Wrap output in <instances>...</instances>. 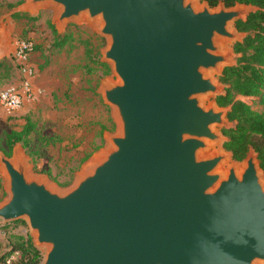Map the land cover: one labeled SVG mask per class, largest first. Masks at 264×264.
<instances>
[{
  "label": "water",
  "instance_id": "1",
  "mask_svg": "<svg viewBox=\"0 0 264 264\" xmlns=\"http://www.w3.org/2000/svg\"><path fill=\"white\" fill-rule=\"evenodd\" d=\"M97 25L101 62L115 76L97 93L115 131L67 186L34 172L17 142L0 150L2 224L22 220L38 264H264V170L250 146L221 147L233 127L216 98L235 22L258 10L206 0H25ZM225 44V46H224Z\"/></svg>",
  "mask_w": 264,
  "mask_h": 264
},
{
  "label": "rangeland",
  "instance_id": "2",
  "mask_svg": "<svg viewBox=\"0 0 264 264\" xmlns=\"http://www.w3.org/2000/svg\"><path fill=\"white\" fill-rule=\"evenodd\" d=\"M24 1L0 0V45L7 37L18 39L27 36L35 41L32 57L36 66L35 94L33 99H24L14 111L0 104V140L5 132L21 130L29 121L33 126L29 146L24 148L18 143L30 168L47 174L52 181L64 187L85 161L105 145L104 132L115 131L111 109L97 93L102 80L115 76L109 65L101 62V51L106 41L96 33L97 25L69 22L63 31L58 32L51 6L32 14L22 11ZM13 13L25 16L17 18ZM54 31L58 35H69L64 47L55 46ZM3 58H9L10 64L6 62L0 67V90L16 86L19 80L11 55L0 59ZM96 60L105 66L95 64ZM240 98L252 101L250 97ZM253 108L260 110L261 106ZM4 181L0 173L2 189ZM4 196L3 189L0 200ZM10 234L29 236L26 223L22 220L6 224L0 222V251L5 248Z\"/></svg>",
  "mask_w": 264,
  "mask_h": 264
},
{
  "label": "trees",
  "instance_id": "3",
  "mask_svg": "<svg viewBox=\"0 0 264 264\" xmlns=\"http://www.w3.org/2000/svg\"><path fill=\"white\" fill-rule=\"evenodd\" d=\"M206 1L212 6L222 1L226 6L239 2L258 7L256 12L235 22L236 29L247 34L242 42H236L233 45L236 65L223 70L220 80L224 88L217 96L216 102L220 106H230L228 118L234 123L232 128L222 130L228 137V141L223 144L224 148L232 153L234 159L241 160L245 157L248 148L252 146L258 153L260 166L264 170V0ZM13 15L17 18L25 16L23 13H13ZM54 36L57 48L64 47L69 41V35H58L54 31ZM35 49L34 41L33 53ZM11 61L18 71L13 55H11ZM6 62L10 64V59H0V67ZM95 64L105 66L98 60ZM240 97H250L252 101L250 103ZM255 105L261 106V109L253 108ZM32 131L33 126L28 121L21 130L5 132L2 141L0 140V149L9 155L17 142L27 148ZM64 184H68L67 181H64ZM0 192L3 194L1 185ZM14 251L20 253L15 264H38L41 259L39 251L33 246L28 235L10 234L8 236L5 248L0 251V264Z\"/></svg>",
  "mask_w": 264,
  "mask_h": 264
},
{
  "label": "built area",
  "instance_id": "4",
  "mask_svg": "<svg viewBox=\"0 0 264 264\" xmlns=\"http://www.w3.org/2000/svg\"><path fill=\"white\" fill-rule=\"evenodd\" d=\"M34 50V40L31 37L16 40L13 58L19 72V80L16 86H9L0 90V104L9 110L18 109L24 99H33L35 90L33 80L36 74V66L31 60ZM20 253H10L2 264H15Z\"/></svg>",
  "mask_w": 264,
  "mask_h": 264
},
{
  "label": "crops",
  "instance_id": "5",
  "mask_svg": "<svg viewBox=\"0 0 264 264\" xmlns=\"http://www.w3.org/2000/svg\"><path fill=\"white\" fill-rule=\"evenodd\" d=\"M17 39L5 38L0 45V58L4 55H12L15 49Z\"/></svg>",
  "mask_w": 264,
  "mask_h": 264
},
{
  "label": "bare ground",
  "instance_id": "6",
  "mask_svg": "<svg viewBox=\"0 0 264 264\" xmlns=\"http://www.w3.org/2000/svg\"><path fill=\"white\" fill-rule=\"evenodd\" d=\"M224 46H225V44H224Z\"/></svg>",
  "mask_w": 264,
  "mask_h": 264
}]
</instances>
